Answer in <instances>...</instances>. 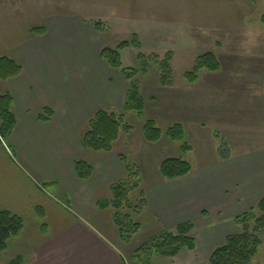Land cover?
Returning <instances> with one entry per match:
<instances>
[{
	"label": "crops",
	"instance_id": "0c3cea01",
	"mask_svg": "<svg viewBox=\"0 0 264 264\" xmlns=\"http://www.w3.org/2000/svg\"><path fill=\"white\" fill-rule=\"evenodd\" d=\"M57 24L62 23L53 24L50 27L52 33L47 28L45 36L31 40L22 54L21 49L17 51L19 61L24 66L22 75L0 82V95L9 92L14 98L13 112L17 121L9 139V149L6 144H0V210L21 217L35 206H44V197L49 199L39 182H60L64 191L73 197L77 207L89 206L91 210L99 193L125 174L119 155L112 152L100 154L104 157L91 154L92 160L89 162L93 174L89 180L82 181L76 175L75 162L82 156L81 153L90 155L82 146V136L88 121L98 110L122 108L126 87L120 72L111 69L101 59L99 41L95 40L93 57L82 56V59H77L70 56L67 41L57 36ZM223 30L228 33L222 38L221 35L218 36V41L223 43L222 40H227L225 45L234 50L243 44L241 41H231L230 28ZM3 35L0 34V39ZM262 42L263 40L258 45L260 49L253 51L248 60H239L236 56L228 60L232 72H223L221 79L226 81L224 85L219 83L209 86L204 83L201 87L197 81L194 84L180 83L164 88L157 84L161 88H158L156 95L149 97L152 106L161 105L160 109L151 106L153 116L150 120L157 124L160 121L170 124L168 126L182 125L184 130L190 127L198 140L203 139V143L208 146L203 149L206 154H201L199 165L192 168L188 176L170 182L160 175L158 183L144 186L151 217L156 218L162 230H174L182 224L193 223L197 231L200 227L198 224L201 225L196 234L195 250L173 258H158L151 264H209L212 253L232 235L233 226L226 223L228 218L239 216L234 211L240 209L243 203L254 206L264 197ZM88 60L94 63L93 67L90 64L87 66L89 71L82 67L83 62ZM239 65L242 66L238 68ZM243 66L249 67L248 70L233 72L234 68L244 71ZM231 80L239 81L232 83ZM215 86L221 88L213 89ZM208 95L211 96L210 99ZM209 107L220 112V121L211 114V122L206 123L203 118L209 116L205 112ZM44 108H49L54 113L48 122H41L37 118ZM227 109L236 113L235 121L238 122L240 132H247L246 126H250L252 130L262 134L257 139L250 138V135L244 136L241 141L246 146H241L239 154H233L226 139L219 136L220 132L216 131L219 128L208 127L224 128V124L232 119L231 114L226 113ZM200 127L203 129L200 130ZM225 135L228 140H234L228 133ZM257 140V145L250 146L251 141ZM222 144L228 149L224 156L220 152ZM190 146L188 152H194L195 145ZM165 159L167 158L155 161L159 169ZM7 174H14L15 182L7 183ZM229 213L232 215L225 220L220 219L223 215L227 217L225 214ZM205 221L209 222L204 226ZM222 221L224 224L219 225ZM82 232L88 233L87 230ZM111 232L113 239L118 237L113 229ZM58 235L60 240L52 242V246L46 248L44 253H40L38 246L25 249L24 244L18 242L11 259L22 256L27 261L35 253L42 258L47 252L50 254L69 247L70 229L62 230ZM12 243L13 240L9 242L7 250ZM72 251L74 255L80 252ZM196 253L199 257L193 263L188 261L190 255ZM85 257L88 264H124L120 247L111 239L107 241L101 237L95 238L93 245L88 246ZM183 258L186 260L183 261Z\"/></svg>",
	"mask_w": 264,
	"mask_h": 264
},
{
	"label": "rangeland",
	"instance_id": "374dc122",
	"mask_svg": "<svg viewBox=\"0 0 264 264\" xmlns=\"http://www.w3.org/2000/svg\"><path fill=\"white\" fill-rule=\"evenodd\" d=\"M263 15L264 0H0V34H4L0 39V52L3 53L0 56H8L23 65L19 61L17 51L21 49L22 54L31 40L42 37L40 35L41 29L45 30L43 35L45 36L47 28L52 27L56 22H60L62 24H57L60 28L55 25L58 29L57 36L67 41L70 56L77 57V59H82V56H90V58L94 56L95 40L100 42L99 47L102 50L108 47L116 48L122 41L131 40L134 35H137L145 56L155 55L163 59L166 54L172 52L171 67L176 84L185 83L184 74L194 67L198 56L212 52L220 60L222 69L218 72L201 71L198 83L201 87L204 86V83L209 86L219 85V83L224 85L226 81L221 79L223 72H232L228 60L232 56L238 57L239 60H248L252 57L253 51L260 49L258 45H261V40L264 44V24L261 20ZM95 23L103 24L101 32L96 30ZM227 27L232 33L231 41L243 43L236 50L225 45L227 40H222L223 43L218 41V36L221 35L220 38H222L228 33L223 30ZM232 29L234 30L232 31ZM36 30L41 31H37L38 36L33 37V32ZM50 31L52 33V28ZM121 54L125 68H140L137 51L129 48ZM89 64L90 67H93L94 63L92 60L90 62L89 60L84 61L82 67L89 71L87 68ZM241 66L239 65L238 68ZM243 68L244 71H237L234 68L233 72L242 73L247 71L249 67L243 66ZM158 76V68L154 65H151L146 76L140 75L141 90L148 109L145 108L143 117H139L134 112L126 115L125 122L133 127V132L129 136H122L114 148V152L119 155V158L124 155L128 163L138 166L141 170L142 183L140 186L144 190V194V186L158 183L160 178V169L156 166L155 161L168 157L180 158L189 162L194 169L195 166L199 165L201 154H206L203 149L208 148L207 144L203 143V139L198 140V136L191 131L190 127L185 130L184 141H171L163 137L159 143L150 144L143 139L142 127L153 116L150 110L152 103L149 97L156 95L158 88H161L157 85ZM233 81L239 80H231L232 83ZM198 83L197 85H199ZM124 85L127 89L125 82ZM215 88L220 89L221 87L215 86L213 89ZM159 97L161 98V94ZM213 97L216 96L213 95ZM208 98L210 99L211 96L208 95ZM152 107L160 109L161 105ZM116 109L110 110V112L123 113V107ZM205 112L209 113V116L203 118L206 123L211 122V114L217 121H220L218 119L220 112L214 107L205 109ZM226 113H230L232 119L224 124V128L208 127L219 128L216 130L220 132L219 136L226 139L225 142L229 143L233 154H239L242 151L241 146H246L241 141L244 136L250 135V138L257 139L262 134L252 130L250 126H246L247 132H240L239 127H237L238 122L235 121L236 113L229 112L228 109ZM158 125L163 131L172 127L168 126L170 124L161 121ZM201 127L200 130L203 129ZM226 133L234 140H228ZM183 142H187L189 145L194 144L195 151L184 152L182 150ZM254 142L251 141L252 145L250 146L257 145L259 140ZM218 144L217 141V146ZM87 152H90L89 156L81 153L82 156L79 159L89 162L92 160L91 154L93 153L97 154L96 156L106 154L88 150ZM99 157H104V155ZM122 164L125 174L120 180L126 179L125 164L123 162ZM132 180L130 185L134 184L135 177ZM6 182L10 184L15 182L14 174L12 176L7 174ZM116 182L99 193V198L93 202L91 210L89 206L77 207L73 197L64 191L60 182L54 180L39 182L49 199L44 197V206H35L22 216L25 221V229L12 239L13 243L1 256L0 264H6L13 257L14 246L18 242L23 243L25 249L38 246L40 253H44L46 248L52 246V242L60 240L59 232L69 229V247L58 249L50 254L47 252L42 258H40L41 255L35 253L32 258L28 257L27 261L24 259V264H70V262L88 264L85 252L98 237L105 238L107 241L111 239L114 244L120 247L124 264L145 263L148 256H138L136 250L151 241L153 236L162 229L156 218L151 217L149 207H140L141 209H139L140 197L137 191H132L128 198L132 202V209L126 208L125 204L121 205L120 209L114 207L115 196L114 192H110V188ZM260 200L254 206L250 203H243L241 208L234 213L244 216L252 212L256 217H260L262 213L257 209ZM37 207H41L43 210L37 212ZM116 214L119 215L117 218H121L122 222L126 223L123 228L131 237L125 242L120 239L119 227L114 222ZM225 215L227 217L223 215L220 219L225 220L232 214ZM236 218L237 216H234L226 221L233 226L232 234L241 231L240 225L235 221ZM208 222L205 221L203 225H207ZM254 222L255 220L252 221V226ZM131 223L140 225L138 232L132 233L129 227ZM222 224L224 221L219 223V225ZM198 225L200 227L197 228V231L194 225L190 234L195 240L198 230L201 229V225ZM111 229L116 232L119 241L117 238H112ZM82 230H87L88 233L83 234ZM260 239L261 246L251 264H264V233H261ZM72 250L80 252L74 255ZM197 257H199L197 253L190 255L188 261L193 263ZM185 260L186 258H183V261ZM153 261L154 259L152 263ZM202 264H206V262Z\"/></svg>",
	"mask_w": 264,
	"mask_h": 264
},
{
	"label": "trees",
	"instance_id": "16d2710c",
	"mask_svg": "<svg viewBox=\"0 0 264 264\" xmlns=\"http://www.w3.org/2000/svg\"><path fill=\"white\" fill-rule=\"evenodd\" d=\"M261 20L264 24V15ZM94 26L97 31L103 30L102 23H95ZM41 30L34 31L33 37L38 36L37 31H41L40 35L43 36L45 30ZM129 48L137 51L140 68H125L123 66L121 53ZM100 57L111 69L119 71L126 83L123 113L117 114L109 110L96 111L88 121L82 136V146L92 152L112 153L120 138L129 136L133 132V127L125 122L126 115L134 112L139 117H143L145 114L146 99L141 90L140 75L146 76L151 65H154L158 68V84L161 87L169 88L176 84L171 67L173 54L169 52L163 59L155 55L145 56L142 52L140 39L134 35L131 40L122 41L116 48H103ZM220 68V61L214 53H204L197 57L194 67L184 74V82L194 84L199 80L201 71L217 72ZM23 71L24 67L18 61L8 56H0V82H7L19 77ZM13 102L14 98L11 93L6 92L0 95V144H6L8 149L9 139L17 124L13 112ZM53 115L51 109L44 108L37 118L41 122H48ZM142 136L150 144L159 143L163 137L171 141H184L185 130L182 125L176 124L163 131L155 121L149 119L142 127ZM190 148L191 146L187 142H183L182 150L184 152H188ZM227 150L226 145L222 144L221 155L224 156ZM120 160L125 164L126 179L117 181L110 188V192H114L115 196L114 207L120 209V206L125 204L126 208L132 209V202L128 199L132 191H137L140 197L139 209L147 207V199L140 186L142 183L141 170L138 166L128 163L124 155L120 157ZM191 171V164L180 158H167L160 165V174L170 182L188 176ZM75 172L80 180L86 181L92 177L93 168L89 162L79 159L75 162ZM133 177H135V182L130 185ZM257 209L262 213L260 217H256L252 212L244 216H237L235 221L240 225L241 231L226 238L225 243L210 256L209 264H251L261 246L260 235L264 233V197L260 200ZM36 210L40 212L43 208L37 207ZM115 216L114 222L119 227L120 239L125 242L131 238L123 228L126 223L122 222L121 218H117L118 214ZM253 220L255 222L252 226ZM24 227L25 221L21 216L0 210V258L7 251L9 242L18 236ZM129 227L134 234L138 232L140 225L131 223ZM193 228V223H185L174 230H162L154 235L151 241L140 246L136 250V255H147L143 264H151L153 259L173 258L181 253L193 251L196 249V240L190 236ZM6 264H24V258L17 256Z\"/></svg>",
	"mask_w": 264,
	"mask_h": 264
}]
</instances>
